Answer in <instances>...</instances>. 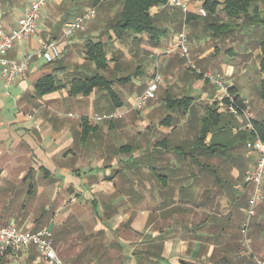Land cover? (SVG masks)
Segmentation results:
<instances>
[{
  "label": "crops",
  "instance_id": "1",
  "mask_svg": "<svg viewBox=\"0 0 264 264\" xmlns=\"http://www.w3.org/2000/svg\"><path fill=\"white\" fill-rule=\"evenodd\" d=\"M32 1L2 0L6 32ZM82 2L74 0L80 11L71 14L68 0H52L36 34L6 55L21 62L30 54L32 61L28 75L8 90L0 79V227L47 228L62 264H252L241 231L252 195L245 178L257 162L246 147L253 137L247 126L251 121L257 133L264 128L257 29L237 26V39L214 37L208 27L213 21L198 13L206 0H183L188 12H164L161 26L169 33L156 45L145 35L115 40L104 73L111 93L83 96L72 85L95 70L83 46L103 29L91 21L83 33L63 37L64 26L75 19L67 17L83 15ZM187 15L192 21L185 24ZM217 15L216 23L227 20L221 6ZM184 27L188 58L173 51ZM46 43L60 47L52 63L42 55ZM240 58L238 66L233 61ZM254 66L255 88L249 84L256 80L249 71ZM155 73L163 85L137 112L134 100ZM207 73L230 79L226 87L236 114L221 90L201 76ZM47 76L60 89L39 96L36 85ZM189 91L191 97L183 96ZM186 98L183 106L173 105ZM113 113L124 116L97 119ZM248 241L264 264V187ZM0 264L54 263L29 246L7 251Z\"/></svg>",
  "mask_w": 264,
  "mask_h": 264
},
{
  "label": "built area",
  "instance_id": "2",
  "mask_svg": "<svg viewBox=\"0 0 264 264\" xmlns=\"http://www.w3.org/2000/svg\"><path fill=\"white\" fill-rule=\"evenodd\" d=\"M51 1L52 0L32 1L24 14L19 18L16 28L9 32L5 31L0 12V79L5 90H8L16 81L28 75L32 61V56L30 54L25 55L21 62L9 60L6 55L15 47L22 45L36 34L42 12L48 7ZM1 2L2 0H0V9ZM169 4L174 7H180L185 13L188 12V6L183 0H169ZM198 13L204 18L208 16L205 8H201ZM96 14L97 8L91 7L83 15L67 23L63 28V37L70 38L79 32L86 31L88 23L95 18ZM188 45L187 30L184 27L183 31L177 36L173 51H179L183 56L188 58ZM42 55L47 63L54 62L61 56L59 45L57 43L44 44ZM203 76L221 90L225 99L229 102L228 111L236 114L239 109L235 103V98L230 95L229 89L226 87L221 77L208 73ZM163 82V77L159 73H155L147 88L135 98L133 109L140 112L150 101L156 99L157 93L163 85ZM123 116L124 114L113 113L98 117L97 119L107 121L118 120L122 119ZM245 116L250 119L248 114L245 113ZM247 128L251 131L253 137L247 141L246 146L251 152L257 155V162L247 173L245 178L246 184L252 187V195L248 201L246 219L241 231L243 244L245 246L249 244V229L252 220L256 216L257 205L262 199L264 187V141L257 133L251 121H249ZM29 246L37 247L44 254L46 259L54 264H62L54 250L52 234L47 228L37 232H29L19 229L14 225L0 227V257L4 256L7 251H19Z\"/></svg>",
  "mask_w": 264,
  "mask_h": 264
},
{
  "label": "trees",
  "instance_id": "3",
  "mask_svg": "<svg viewBox=\"0 0 264 264\" xmlns=\"http://www.w3.org/2000/svg\"><path fill=\"white\" fill-rule=\"evenodd\" d=\"M259 1L264 4V0H224L223 3L218 0H206L204 6L208 12L206 22L213 21L208 24V27L213 28L214 37L219 38L231 35L234 31L232 27L237 26L240 29L248 27L257 29L256 32L258 33H256V36H260L257 42L261 49L260 69L261 72H264V13L257 6ZM73 3L74 0H68V3H65V5L69 4L67 12L71 11V14L80 11ZM88 4L92 7L99 5L98 9L101 11L105 10L108 14L104 12V15H102L103 17L107 16L105 21L101 23L102 25H95L96 28L103 29L102 34L99 37L87 39L83 46V53L87 63L95 67L92 75L80 78L72 85L74 94H82L83 96H90L94 91L100 89L111 93L112 82L105 74L108 69V54L110 50H113V42L115 40L123 42L130 38L131 40H139L138 36L145 35L151 43L156 45L161 38L169 33L166 27L161 26L162 15L164 12L172 11L175 8L169 4V0H88ZM220 6L227 20L216 23L215 19L218 21L217 13ZM155 9H158V14L153 13ZM114 11L116 14L112 16L111 13ZM97 16L98 14L92 21ZM195 19L198 18L196 17ZM190 21H192L191 17L187 15L185 24ZM103 38H105V41ZM111 45L113 48L110 47ZM114 56H116V53H114ZM117 58H119L118 55ZM73 80L75 81V79ZM262 86L264 89V82H262ZM36 89L39 96H44L57 91L60 86L56 84L52 76H47L39 80ZM188 101H190L188 98L181 99L174 101L173 105L183 106ZM258 133L264 141V128L260 127Z\"/></svg>",
  "mask_w": 264,
  "mask_h": 264
},
{
  "label": "rangeland",
  "instance_id": "4",
  "mask_svg": "<svg viewBox=\"0 0 264 264\" xmlns=\"http://www.w3.org/2000/svg\"><path fill=\"white\" fill-rule=\"evenodd\" d=\"M219 1H224V0H219ZM257 6L259 7V9L261 10V11H263L264 12V4L261 2V1H259L258 3H257ZM82 8H83V14L85 13V11H86V9H88V8H90V7H92L91 5H89L88 4V0H83V2H82V6H81ZM84 8H86V9H84ZM58 9H59V7H58ZM104 12L105 13H107V11H101L100 9H98L97 8V14H98V16L96 17V19L93 21L94 23H95V25L96 24H98V25H102L101 23H103L104 21H105V17H107V16H102V15H104ZM108 14V13H107ZM78 16H80V15H75V17H73V18H69V17H67L68 19L66 20V21H69V20H73L74 18H77ZM66 19V18H65ZM226 19V18H225ZM203 25V24H202ZM99 27V26H98ZM183 29L184 28H182V31H183ZM237 30L234 32V33H232L233 35H235V37H234V39H237V37H240V33H241V30L240 29H238V28H236ZM231 34V35H232ZM230 35V36H231ZM188 41H190V38H189V40ZM233 62H235V64H237L238 66H239V64L241 65V62H242V58H240V61H233ZM195 68H196V65H195ZM203 71H204V69H202ZM194 72H195V70H193ZM192 71V72H193ZM250 72H251V75H252V78H251V80H253V79H256L257 78V76L259 75L258 73L259 72H257V70H256V66H254V67H252L250 70H249ZM199 72V71H198ZM196 73V72H195ZM258 74V75H257ZM201 76H203V75H201ZM223 81H225L226 82V84L225 85H227L228 87L230 86V79H224ZM249 84H251V85H253L254 86V88L258 85L257 84V79L256 80H254L253 82H250ZM191 92L189 91L188 92V94H186V95H183V96H187V97H191ZM247 147V146H246ZM244 149L246 150V148H245V146L244 145H241V150H243L244 151ZM248 149V148H247ZM249 150V149H248ZM250 151V150H249ZM250 243V248H246V251H247V253H248V255H249V262H251L252 264H259V262H261V261H263V259L261 258V257H259L258 256V253H257V251H256V247H255V244H251V241L249 242Z\"/></svg>",
  "mask_w": 264,
  "mask_h": 264
}]
</instances>
